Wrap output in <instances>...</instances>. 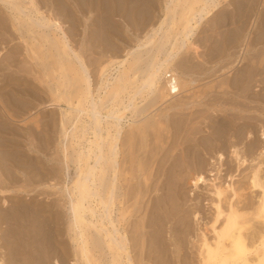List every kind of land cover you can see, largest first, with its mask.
Segmentation results:
<instances>
[{"label": "bare ground", "instance_id": "bare-ground-1", "mask_svg": "<svg viewBox=\"0 0 264 264\" xmlns=\"http://www.w3.org/2000/svg\"><path fill=\"white\" fill-rule=\"evenodd\" d=\"M71 1L77 7H79L78 4L86 6L89 11L92 10L94 3L97 1V9L102 10V14L107 17L108 15L113 16L127 10L129 11L131 8L130 5H133L132 1L134 0ZM147 1H144V3ZM141 2L140 0L138 1L139 6ZM245 2L247 0H244ZM248 2L250 4V1ZM0 3L3 6H1L2 11H0V30L2 29L9 33H12L10 31L17 32L18 38L16 37V39H19L23 43L21 44L22 46L24 45V49H20L23 53L17 50V48L15 50L11 48L13 51L9 56L3 58V60L0 57L1 61L4 62L0 64V71L3 72L2 83L0 80V134L2 132L9 136H16L18 130L14 128L16 126L15 124L23 123L22 125L25 126L23 128H26L25 130L28 132V136L31 134L37 138V134H35L36 132L34 133L32 126L35 129L40 128L39 118L37 119L36 115L35 117H28L30 114L27 116L28 118H23L24 115L21 114L23 115L21 116L18 110H24L23 108L27 110V107L31 106V100H27L25 97L31 98L32 102H34L39 101L41 98L40 94L38 91H35L34 87L29 92L30 83L26 79L23 80L24 78L20 79V76H17L16 72L14 73L10 69L14 67V62L18 55L22 57L27 55L26 59L29 57L32 61L36 62L34 66L37 67H40V65L44 67V61L47 57L53 60V63L51 61V75H46L45 73L44 77L47 81L44 78L43 83L49 92V105L55 106L59 110L60 143H62L60 149L61 158L59 161L62 170V181L58 184V187L57 184L55 186L54 183L48 181L50 183L46 187L53 189L54 195L58 193L59 197L64 200V205L68 213L66 233L69 235V244L72 248L73 257L71 264H137L138 262L136 263L134 261L133 253L139 246H144L141 250L145 253L147 252L149 257L153 258L154 264H162L164 258L172 257L171 254H168L170 248L164 237L165 227H167L165 225H168L167 223L174 219V224L170 227L172 235H174L172 237H177L176 241L181 242L180 235L185 232L184 226L187 224L190 213L192 219H194L192 221L199 224L191 241V243L193 242L191 247L195 248L193 249L195 250L193 254L195 256L193 258L195 257L196 264H264V56L260 59V55L262 57V54H264L262 51L257 52L256 57H252L253 59L259 57V59L257 60V64L255 63V66L254 64L250 66L247 72L248 74L246 73L248 68L245 67L247 68L244 70L246 76L242 72L241 74L243 76H235L236 78H232V81L228 79L229 82L225 86L230 89L228 92H231V95L235 97L232 98L230 95L231 99L223 100L224 104H220L225 105L226 103V106L230 108L216 107L218 109H214L208 107L205 100L207 102L209 100L207 98L205 99V96H201L203 92L201 94V92L195 93L192 91L194 93H191V96L186 98L185 101L168 103L164 111L171 110L174 112L171 119L168 118L166 112L163 113L164 115L159 114L162 116L163 122L159 119L155 120L154 118V125L153 120L149 119L145 124L137 128L138 133L141 134V138L140 145L137 143L139 145V149H137L139 154L136 157H134L136 153L133 149L130 152L128 150V153L121 150L125 145L123 144L122 127L120 124L127 112L131 118L142 116L156 104H165L172 98L180 95L183 91H191L195 87L193 77L189 75L184 77L185 75H180L175 70V62L183 52L191 49L194 42L193 38L200 22L204 18L214 15L215 11L218 10L219 0H165L163 5L159 6L162 18L155 25H149L141 37L138 35L140 38L135 44L133 43V46L131 44V47L123 51L124 55L122 56L124 57L122 59L118 58L120 57V53L117 54L118 57L115 56L116 54L113 56L111 54L109 56L110 58H107L105 62L103 61L104 63L100 62L102 64H98V73L96 72L98 80L94 88L93 84L95 83L90 80L91 77L89 78L87 74L89 70L84 65L85 62L76 53L77 50L75 51V48L72 49L71 47L72 37L70 36V32L72 29L70 28L71 31L68 29L70 39L67 33L68 31L66 32L62 24L63 21L65 22L63 20L65 17L63 19L60 18L61 21L59 17L57 18L55 16L56 14L54 15L55 12H52L54 10L59 12L60 9V12H63L65 15H71L70 11H74L71 9L68 0H51V12H47L46 14L44 10H41L38 0H0ZM104 3H107L108 8L105 7ZM138 8L140 9L142 7ZM80 9L78 11L82 12V9ZM139 9L132 6L130 12L134 14ZM146 10L148 13L149 8ZM83 11L87 13L86 10L83 9ZM240 12L242 10H239V14ZM127 13L130 16V13ZM244 13H241L242 16ZM3 14L7 17L2 16ZM102 14L99 16L101 17ZM148 14L144 12L143 15L148 17ZM61 15L63 14L61 13ZM123 15L122 17H124ZM140 15L142 17V14ZM247 15L246 13L244 16ZM249 15L251 14L249 13ZM110 18H106L107 23L106 20L104 21V24H106L105 27L102 26L104 27L103 30L105 31L106 25H108L107 28H111L109 33L111 32L114 35L118 33L120 36V32L122 34V31H117L120 27L116 24L118 28L114 26L116 22H109ZM71 19L73 20V18ZM104 19H101L100 23ZM90 20L92 19L90 18ZM261 20H263L259 27H262L259 29L261 30V34H257L258 38H253L257 42H259V39L264 41V18ZM242 22L239 25L242 24L243 28L240 27L244 29ZM240 27L238 29L239 32L237 31L236 33L240 34ZM88 28L89 33H92L90 27ZM96 28L100 29L98 26ZM96 31L95 29L93 34ZM98 33V39H103V37H100V31ZM257 33L259 32L257 31ZM97 34H94V36ZM227 34H230V32ZM227 34L225 35V40ZM91 35H87V38L88 36L91 37ZM103 35L105 34L103 33ZM15 36L13 33L12 37L15 38ZM109 38L106 36L105 39L109 40ZM229 39L230 37H227V40ZM88 40L91 39L88 38ZM230 40L227 42L234 43ZM128 42L125 44L127 45ZM227 42L226 44H228ZM257 42L255 41V44ZM4 43L7 44V42ZM251 44L253 45L254 43ZM127 46H129V43ZM195 49L197 50L196 47ZM107 51L109 52L108 49ZM211 51L213 54V50ZM15 55L17 56L16 58H14ZM209 56L212 57L210 54ZM214 57L215 55L212 58ZM19 61L16 60L17 63ZM182 62H176L181 64L180 68L184 66ZM30 66L32 65H28V67ZM21 67L20 70L18 69L19 71L22 70ZM191 67L194 66L191 65L190 70L192 69ZM197 68L199 70L200 67L197 66L193 70ZM28 69L30 71L31 68ZM177 69H179V66ZM185 70L187 72L189 66L188 69L186 66L183 71ZM201 72L202 70L199 73ZM49 80L51 81V86L48 84ZM221 85H224V83ZM211 86H205L207 88L203 87V89L213 91ZM217 87L219 88V86ZM220 87L223 88V86ZM44 89L46 91L45 87ZM220 90L221 88H219ZM221 91L224 93L223 89ZM214 98L215 96L211 100L213 99L214 101H212L216 104L215 102L219 98ZM237 98H240L246 103L239 102ZM34 104L36 105V103ZM204 107L208 108L205 109ZM189 113L198 115H192L190 118L183 115L187 114L189 116ZM52 114L51 116L53 117ZM181 114L187 118L185 121L183 120L184 123L187 122L188 124V122L192 123L194 121H196L195 125L201 123L207 129L206 131L209 132L211 130L210 134L207 136L203 135L202 137L198 135L200 137L198 138L195 134L202 132L200 130L203 128L199 124L201 129L199 128L197 130L193 126V123L192 126L195 131L192 129L190 131L191 133H188L189 129H184L188 125L184 124L185 127L180 126L184 129L182 132V128L176 126L177 122L183 118L181 117L179 119L177 117L179 120L176 121V115L181 116ZM220 114L222 115L219 116ZM159 115H157V118ZM174 115L176 122H171L172 126L170 129L173 128L170 131L173 132H171L172 134L169 133L171 139L175 142L174 147H165L167 150L169 149L166 153L167 155L165 154V158L161 157L163 158L162 160L156 158L158 161L154 164L155 160L149 161L152 158L155 159L157 155L152 149L153 146L152 148L149 145V147L147 146L153 151L152 156L150 154V156L147 155L151 158L145 155L147 152L145 146L146 130L149 126L153 125L156 127V131L161 127L167 130V124L171 120H174ZM253 121L256 123H253ZM51 124L53 123L51 122ZM132 125L133 123L131 122L130 124L129 122L128 126L132 127ZM177 125L179 126V124ZM38 129L35 131L41 137ZM132 132L127 134L125 141L129 145L135 140V135ZM90 134L92 135V140L88 139ZM9 136L7 137L9 138ZM1 137L3 138V136ZM1 137L0 147H4L1 143L4 138L2 139ZM165 138L167 137L165 136ZM165 138H161V140H165ZM41 139L43 137L38 138L39 142ZM15 140L14 142L18 141ZM170 140L168 139V141ZM83 143H86L85 148L83 147ZM5 147L6 149H0V226L1 224H6V228L4 230L0 229L2 231L1 234L3 233L2 236L0 234V239H4L5 244L10 245L7 248L12 255L15 252V245H17V241L11 240L12 238L16 239L12 225L18 223L17 226L25 231V234L19 236L20 239L22 241L28 240L32 244H39L40 256L38 259L40 262L37 264H47L45 258L48 253L55 254L58 249V243H56V236L54 234L55 230L50 227L53 217L56 219L58 216L52 212L49 206L45 207L40 205L38 210L35 207H17L19 204L15 202L16 197H9L8 194H5L12 192L15 195L17 191L20 193L25 191L24 187H22L24 189H18L17 191L11 188L12 183L14 181L16 182L15 170L21 171L25 184L33 182L34 179L32 180L30 176L32 173H35L34 176L38 177V181H40L42 179L40 165L32 162L26 156L24 157L23 154L25 155L26 152H19L20 150L17 144L9 142L8 146ZM131 148L134 147L132 146ZM173 151H177V154L172 155ZM189 157L192 159L190 162L188 161ZM27 161L30 164H27ZM69 162L75 166V176L71 181L68 174ZM132 163L134 167H132ZM127 164L130 165L128 169L126 168ZM184 164H191L195 169L194 171L191 170L193 173H191L188 180L193 188V190L190 189L192 193L188 192L189 199L187 201L190 202L189 210L188 207L186 208V204L181 196L180 175L187 168L184 169ZM154 165L155 167L153 168ZM152 193H159V195L156 194L155 199L151 197L152 199L150 198L151 200L148 202L149 205L144 206L142 202L144 197ZM139 215H143V219L137 220L140 217ZM141 228L143 231H141ZM182 245L180 243L179 249ZM179 249L178 251H181ZM44 251L46 253L45 257L43 256ZM178 251L177 253H179ZM137 253L139 254V251ZM145 253L143 254V258L145 257ZM134 254L136 255V253ZM136 258H138V255ZM143 258L141 257V259ZM181 258L182 256L179 258L182 261ZM180 260L179 263H181ZM0 264H7L6 260L0 258ZM53 264H58V262L54 261Z\"/></svg>", "mask_w": 264, "mask_h": 264}, {"label": "rangeland", "instance_id": "rangeland-1", "mask_svg": "<svg viewBox=\"0 0 264 264\" xmlns=\"http://www.w3.org/2000/svg\"><path fill=\"white\" fill-rule=\"evenodd\" d=\"M23 1V0H22ZM44 1V2H43ZM43 1H40V0H38V3H39V6L41 7V10H44V13L46 14L47 12H51V0H49V2H48V0H43ZM69 1V3H70V6H71V9H73V11L74 12H72V11H70V14L71 15H65L63 12H60V9H59V12L58 11H56V10H54V11H52V12H55L54 13V15L55 16H57V18L59 17V19L61 18V19H63L64 17L66 18H64L63 20H65V24L62 22V24H63V27H64V29L66 30V32L68 33V36H69V30L71 31V29H72V31L70 32L71 34H70V36L72 37V39H71V37H70V39H71V47H72V49H74L75 51H76V53H78L81 57H82V60H83V62H85V66H87V69L90 71H88V76H89V78H90V80H92V82L93 83H95V84H93V88L96 86V82H97V80H98V75H96L98 72V69H99V65L100 64H102V63H104L105 61H106V59L107 58H110L109 56L111 55V56H113V55H115V56H117L118 57V55L117 54H119L120 55V57H118L119 59L121 58H123L124 56H122V55H124L123 53V51L124 50H127V48L128 47H131L130 45L132 44V46L135 44V42L141 37V35H143L144 34V32L148 29V27H149V25H155V23H158V21L162 18V15H161V10H160V7L159 6H161V5H163V3L165 2V0H144V1H147L146 3H144V1L143 0H140V2L141 1H143V2H141L140 3V6H139V4H138V1L137 0H134V1H132L133 2V5H130V10L128 11H125V12H122V13H119V14H115V15H113V16H111V15H108L107 17H106V15H104V14H102V10H100V9H97V6H98V4H97V1H96V3H94V7L92 8V10H88L87 9V7L86 6H82V5H79L78 4V6L79 7H77L75 4H73L72 3V1L71 0H68ZM71 1V2H70ZM137 1V2H136ZM151 1V2H150ZM228 1H229V4H228ZM246 1V0H245ZM248 1H250V4H249V2ZM42 2V3H41ZM46 2V3H45ZM95 2V1H94ZM219 5H218V10H216L215 11V13H214V15H211V16H209V17H207V18H204L201 22H200V25H199V27H198V29H197V31H196V34H195V36H194V38H193V46L191 47V49H188V51H186V52H183L179 57L181 58V60H180V58L178 57V59L176 60V62L178 61V62H182V61H184V62H182L183 63V65L184 66H182L181 68H180V65L181 64H179V63H176L175 62V66H174V68H175V70L180 74V75H185L184 77H186V76H190V77H193V79L195 80V87L194 88H192L191 89V91L189 90V91H186V92H182L180 95H178V96H176V97H174V98H172L170 101H168L167 103H165V104H162L161 105V103H158V104H156L154 107H152L147 113H145L144 115H142V116H139V117H133V118H131L130 117V114L127 112V114H126V116L122 119V121H121V127H122V138H123V144L125 145V146H123L122 148L123 149H121L122 151H125L126 153H128V150H129V152L130 151H132V149L135 151V155H134V157H136L137 156V154H139L138 153V150L137 149H139V145H140V138H141V134L140 133H138V131H137V128H139V127H141L143 124H145L149 119H152L153 120V124L155 125V121H154V118H155V120L156 119H159L160 121H162L163 122V119H162V116H160V115H164L163 113H166L167 112V115H168V118L169 119H171V116H172V114L174 113L173 111H164V109H166L167 108V105H168V103H170V102H181V101H185L186 100V98H188V97H190L191 95V93L193 94L194 92L196 93H200L201 92V94H202V92H203V94L205 93V91H207L208 89H203V87L204 88H207L208 86H211V89L213 90V91H209L208 90V92H206L205 93V95H201L202 97L203 96H205V99L207 98V100H209L208 102L205 100V102H206V104H208L207 106L208 107H212V108H214V109H218V108H220V107H226V109L227 108H230V107H228V106H226V103H225V105H223L224 104V101L223 100H228V99H231V97L232 98H234L235 96H232L231 95V92H228V91H230V89H228L225 85H227V83L229 82V80H233L232 78H234L235 76L237 77V76H239L240 75V77L241 76H243V74H241L242 72L243 73H245L244 72V70H246L247 68V70H246V73L248 72V70H249V68H250V66L251 65H253L254 64V66H255V63L257 64V60L259 59V57H257V58H255V59H253L254 57H256V53L258 52L259 53V51H262L263 53H264V45H263V43H264V41L262 40H260L259 39V42H257V40H254V39H256V37L259 35V34H261V30H259V29H261V28H259L260 26H261V24H262V22L261 21H263V20H261V19H263L264 18V0H247V2H245L244 3V0H235V1H232V0H219ZM241 2H242V4H245V5H242L241 4ZM254 2V3H253ZM237 3V4H236ZM44 4V5H43ZM55 4V3H54ZM97 4V5H96ZM105 4V7L106 8H108V5H106L107 3H104ZM144 4V5H143ZM239 4H240V6H239ZM247 4H249V5H247ZM256 4V5H255ZM56 5H58L57 3H56ZM142 5V6H141ZM147 5V6H146ZM152 5V6H151ZM252 5H254V6H252ZM2 6V4L0 3V7ZM48 6H50V7H48ZM82 6V7H81ZM96 6V7H95ZM110 6V5H109ZM132 6L134 7V8H137V9H139L138 7H142V8H140V9H142L141 11L143 12H146V14H148L151 10V12L147 15L148 17H146L145 15H143L144 14V12L142 13L141 11V13L140 12H137V11H139V10H137L134 14H131V9H132ZM235 6H237V7H235ZM239 6V7H238ZM244 6H246V7H244ZM254 8V10H253V8ZM3 7V6H2ZM2 7H1V9H0V11H2ZM74 7V8H73ZM111 7H113V5H111ZM144 7H146L145 9H144ZM234 7H235V9H234ZM242 7H243V9H242ZM43 8V9H42ZM79 8H81L82 9V12H80V11H78V9ZM129 8V7H128ZM127 8V9H128ZM149 8V10H148V13H147V10L146 9H148ZM238 8H239V10L241 11L242 10V12H240V14H239V10H238ZM241 8V9H240ZM80 9V10H81ZM83 9L84 10H86V12L87 13H85V11H83ZM95 9V10H94ZM49 10V11H48ZM76 10V11H75ZM94 10V11H93ZM244 10H246L245 11V13H244ZM46 11V12H45ZM92 11V12H91ZM98 11H99V14L97 15V13H98ZM101 11V12H100ZM248 11H249V13L251 14V15H249V13H248ZM59 14H58V13ZM76 12V13H75ZM127 12H129L130 13V16H128L127 14ZM256 12V13H255ZM61 13L63 14V15H61ZM82 13H84V14H82ZM96 13V14H95ZM102 14V16L101 17H103V18H101L99 15H101ZM125 13V14H124ZM136 13H137V15H136ZM138 13H139V15H138ZM241 13H244L243 14V16H242V14ZM246 13L248 14L247 16H244V15H246ZM261 13V14H260ZM263 13V14H262ZM72 14H75V15H73L74 17H75V19H74V17L72 16ZM87 14V15H86ZM124 14V15H123ZM140 14H142V17H140L141 15ZM59 15V16H58ZM82 15V16H81ZM84 15V16H83ZM86 15V16H85ZM95 15V16H94ZM122 15L124 16V17H122ZM128 16V17H126V16ZM240 15H241V17H240ZM263 15V16H262ZM2 16H4V17H7L5 14H3ZM61 16V17H60ZM70 16H72L71 18H73V20L70 18ZM96 16H98V17H96ZM105 16V17H104ZM116 16V17H115ZM135 16V17H134ZM241 18V20L243 21H241L240 20V18ZM262 18H261V17ZM84 17V18H83ZM87 17V18H86ZM94 17H96V18H98V19H96V18H94ZM108 17L110 18V20H109V22L110 21H112L111 23H114V22H116V23H114V26L116 27V25H118L119 27H120V29L118 28V27H116V28H118L117 29V31L118 30H120V31H122V34H121V32H120V36L118 35V33L116 34L115 33V35L114 34H112L111 32L109 33V30L111 31V28L110 29H108L107 27H108V25H106V28H105V31H106V29H108L106 32L103 30L104 29V27H105V24L107 23V19H108ZM114 17V18H113ZM134 17V18H133ZM146 17V18H145ZM86 18V19H85ZM90 18L92 19V20H90ZM105 18V19H104ZM107 18V19H106ZM122 18V19H121ZM131 18V19H130ZM245 18V19H244ZM60 19V20H61ZM71 19V21H69ZM96 19V20H95ZM101 19H104V20H102V22H103V24H104V21L106 20V23L103 25L102 24V22L100 23V21H101ZM111 19H113V20H111ZM147 19H149L148 21H146ZM244 19V20H243ZM247 19V20H246ZM69 21V22H67V21ZM75 20V21H74ZM94 20V21H93ZM115 20V21H114ZM62 21V20H61ZM77 21V22H76ZM91 21H93V22H91ZM219 21V22H218ZM240 21V22H239ZM245 21V22H244ZM247 21V22H246ZM259 21V22H258ZM215 22V23H214ZM219 24H218V23ZM243 23L244 24V29H241V27H242V24L241 25H239L240 23ZM67 23H68V25H67ZM72 23H74V24H72ZM93 25H92V24ZM110 23V24H111ZM259 23H260V25H259ZM7 24L9 25V23H8V21H7ZM78 24V25H77ZM87 24H89V25H87ZM116 24V25H115ZM129 24V25H128ZM216 24H218L217 26H216ZM74 25V26H73ZM78 27H77V26ZM131 25H133V26H131ZM67 28H66V27ZM73 28H72V27ZM76 26V27H75ZM98 26V28H100V29H97L96 27ZM102 26H104V27H102ZM129 26V27H128ZM237 26H241L240 27V29H241V31H240V34L239 33H236L237 31H238V29H239V27L237 28ZM88 27H90V31L92 30V33H89V31L87 30V28ZM110 27V26H109ZM71 28V29H70ZM93 28V29H92ZM130 28V29H129ZM243 28V27H242ZM69 29V30H68ZM89 29V28H88ZM95 29L97 30L96 32H94V34H97L99 31H100V33H101V36L100 37H103V39L102 38H99L98 39V37H99V35L97 36V35H95L94 36V34H93V31H95ZM102 29V30H101ZM75 30V31H74ZM1 31V33H0V43H2V44H0L1 46H0V48H2V49H0V50H2V51H0V57L2 58V60H3V58H6L7 56H9L10 55V53H12V51H13V49L11 50V48H14V50H15V48H17V50H20V49H24L23 47H24V45L22 46L21 44H23L19 39L17 40L16 39V37L18 38V33L16 32L15 33V31H10V32H12V33H9V32H5L4 30H0ZM5 33H4V32ZM132 31V32H131ZM235 31V32H234ZM257 31L259 32V33H257ZM87 32V33H86ZM119 32V31H118ZM131 32V33H130ZM136 32V33H135ZM228 32H230V34H227ZM239 32V31H238ZM4 35H3V34ZM13 33H14V36H15V38L14 37H12L13 36ZM89 33V34H88ZM105 34V35H103L102 36V34ZM134 35H133V34ZM235 33V35H233ZM10 34V35H9ZM12 34V35H11ZM93 36H92V35ZM107 34V35H106ZM227 34V36H226V40H225V35ZM239 34V35H238ZM258 34V35H257ZM7 35H9V36H7ZM86 35V36H85ZM87 35H91V37L90 36H88V38L89 39H91V40H88V38H87ZM112 35H114L113 37H112ZM119 37H118V36ZM140 37H139V36ZM231 35H233V36H231ZM2 36V37H1ZM96 36H97V38H96ZM106 36H107V38H109V40H110V42H108L109 40L108 39H105L106 38ZM109 36V37H108ZM124 36V37H123ZM125 36H127V37H125ZM236 36V37H235ZM246 36V37H245ZM6 37V39H4ZM93 37H94V39H93ZM116 37V38H115ZM227 37L229 38L230 37V39L234 42V43H228L227 41H229V40H227ZM10 38V39H9ZM84 38H85V40H84ZM118 38V39H117ZM125 38V39H124ZM126 38H127V40L129 41H127L126 40ZM254 38V39H253ZM258 38V37H257ZM1 39H3L4 40V42H7V44L6 43H4L3 42V40H1ZM12 39V40H11ZM102 39V40H101ZM224 39V40H223ZM93 40H95V41H93ZM104 40H105V42H104ZM108 40V41H107ZM121 40V41H120ZM123 40H124V43H123ZM134 40V41H133ZM230 40V41H231ZM244 42H243V41ZM252 42H251V41ZM254 40V41H253ZM9 41V42H8ZM84 41V42H83ZM90 41H92V42H90ZM99 43H98V42ZM131 41V42H130ZM133 41V42H132ZM224 41H225V43H224ZM254 43L253 45L250 43ZM255 41L258 43H256L255 44ZM88 42V43H87ZM126 42H128L129 43V46H127L128 45V43H127V45L125 44ZM214 42H216V43H214ZM226 42L228 43V44H226ZM247 42H249L248 44H247ZM6 44V45H4V44ZM112 45H111V44ZM134 43V44H133ZM242 45H241V44ZM90 44V45H89ZM107 44V45H106ZM115 44V45H114ZM226 44V45H225ZM250 44V45H249ZM3 45V46H2ZM92 45V46H91ZM111 47H110V46ZM239 45H240V47H239ZM246 45V46H245ZM248 45V46H247ZM260 45V46H259ZM6 46H7V48H6ZM123 46V47H122ZM109 47H110V49H109ZM119 47V49H121L120 51H118L119 49H117ZM122 47V48H121ZM125 47V48H124ZM193 47H194V49H193ZM195 47L197 48V50L195 49ZM9 48H10V51H9ZM77 48V49H76ZM113 50H112V49ZM219 48V49H218ZM107 49L109 50V52H110V54H109V52L107 51ZM215 49V50H214ZM218 49V50H217ZM241 49V50H240ZM260 49V50H259ZM263 49V50H262ZM44 50V49H43ZM113 51V52H111V51ZM115 50V51H114ZM211 50H213V54L215 55V57L214 58H212L214 55L212 54V51ZM245 50V51H244ZM21 52H22V50H20ZM118 51V52H117ZM122 51V52H121ZM197 51V52H196ZM214 51H215V53H214ZM219 51V52H218ZM5 52V53H4ZM8 52V53H7ZM114 52H116V53H114ZM209 52H211V53H209ZM261 52V53H262ZM23 53V52H22ZM5 56H3V55ZM82 54V55H81ZM186 54V55H185ZM209 54L212 56V57H210L209 56ZM218 54V55H217ZM222 55V56H221ZM3 56V57H2ZM12 56H13V54H12ZM23 56H25V55H23ZM27 56V55H26ZM26 56L25 57H22L21 55H18V57L19 58H21V59H19L16 55H15V57L14 58H16L15 59V62H14V67L13 68H11L10 70L12 71V72H16V75L17 76H20L19 78L20 79H23V80H25L26 79V81L28 82V83H30V86H29V92H30V90L31 89H33V87L35 88V91L37 92L38 91V93L40 94V97L42 98V97H44V98H40L39 99V101H34V102H32V99L31 98H28V97H25V98H27V100H31V106L34 104V103H36V105L34 104L32 107L30 106V107H27L28 109L27 110H25L26 108H23L24 110H18V112H20V115L21 114H23V115H21V116H23V118H26L29 114H30V116H28V117H35V115H36V118L39 120V122H40V128L38 129V128H34L33 126H32V128H33V131H34V133L35 134H37V138H35V137H33V135H29L28 136V132L25 130L26 128H23V127H25L24 125H22L23 123H18V122H16V123H18V124H15L16 126H14V128H16L18 131H17V135L16 136H9V135H6V134H4V133H2L1 132V134H0V137L1 136H3V140L1 141V143L4 145V147H0V149H6V147L5 146H8V144H9V142H12V143H15V144H17V146H18V149L20 150L19 152H21V153H24V152H26V154L24 155L23 154V156L25 157H27L28 159H30V160H32V162H34V163H36V164H38V165H40V174H41V176H42V179L40 180V181H38V177H35L34 175H35V173H32V174H30V176H31V178H32V180H33V182H30L29 184H25L24 183V178L22 177V174H21V171L20 170H15V174H16V177H15V179H16V182L14 183H12L13 185H11V188H13L14 190H18V189H24L25 191H27V192H16V194L15 195H13V193L12 192H9V193H5V194H8L9 195V197H11V196H14V197H16V199H15V202H16V204H19L17 207H20V206H25V207H29V208H33V207H35V209H39L40 207V205L41 206H49L50 207V209L52 210V212L54 213V214H56L57 216H58V218H54L53 217V219H52V222L50 223V227H52V228H54L53 230H57V232H55L54 231V234H55V240H56V243H58L57 244V246H58V249H57V251L55 252V254H52L51 252H49L48 253V255H47V257L45 258V262L47 263V264H53L54 263V261H57L58 262V264H71L72 263V261H71V259L73 258L72 257V248H71V246H70V244H69V238H68V234L66 233V228H67V224H68V213H67V210H66V208H65V205H64V200L62 199V198H60L59 197V194L58 193H56L55 195H54V190L53 189H51L50 187H46L47 185H48V183H54V185L56 186V184H57V187H58V184L59 183H61V181H62V170H61V165H60V158H61V154H60V149H61V145H62V143H60V139H61V131H60V127H59V115H58V108L57 107H55V106H50L49 105V103H48V98H49V92H48V90H47V87L45 86V84L43 83L44 82V74L46 73V75H51L50 73H51V68H52V63H53V60H52V58H46V60L44 61L45 63V65H44V67L43 66H41L40 65V67H37V66H34V65H36L35 63L36 62H34V61H32L29 57H27V59H26ZM221 56V57H220ZM263 56H264V54H262V57H261V55H260V59L261 58H263ZM253 57V58H252ZM84 58V59H83ZM230 58V59H229ZM21 60V61H19V60ZM28 60V61H26V60ZM184 59V60H183ZM241 59H243V61H241ZM16 60L17 61H19V63H17L16 62ZM234 60V61H233ZM240 60V61H239ZM0 61H1V59H0ZM32 61V62H31ZM51 61H52V63H51ZM104 61V62H103ZM205 61V62H204ZM2 62L3 61H1L0 62V64H2ZM21 62V63H20ZM100 62H102V63H100ZM4 63V62H3ZM17 63V64H16ZM16 64V65H15ZM27 64V65H26ZM99 64V65H98ZM177 64H179L178 66H179V69H177L178 68V66H177ZM186 64V65H185ZM188 64V65H187ZM20 65V66H19ZM28 65H32V66H30V67H28ZM194 66V67H191L192 69V71L190 70V66ZM15 66H18V67H15ZM21 66H23V67H21ZM24 66H25V68H24ZM51 66V67H50ZM187 66V69H188V66H189V70L187 71V72H189V73H187L186 72V70L185 71H183L184 70V68ZM197 66H199L200 68H199V70H198V68L196 69V70H193V69H195ZM249 66V67H248ZM20 67H21V69L23 70V68H24V70L22 71H19L20 70ZM37 69H36V68ZM177 67V68H176ZM213 67V68H212ZM245 67H247V68H245ZM16 68V69H15ZM28 68H31L30 69V71H29V69ZM182 68H183V70H182ZM245 68V69H244ZM19 69V70H18ZM231 69V70H230ZM17 70V71H16ZM29 72H27V71ZM33 70V72H31ZM36 70V71H35ZM182 70V71H181ZM202 70V72L201 73H199L200 71ZM27 73H26V72ZM44 71V72H43ZM180 71V72H179ZM233 71H234V73H233ZM240 72V74H239V72ZM6 72V71H5ZM25 72V73H24ZM31 72V73H30ZM37 72V73H36ZM97 72V73H96ZM192 72V73H191ZM237 73V75H236V73ZM2 73L3 72H1L0 71V80H1V83H2ZM40 73V74H39ZM42 73V74H41ZM246 73H245V75L244 76H246ZM32 74V75H31ZM35 74V75H34ZM90 74V75H89ZM248 74V73H247ZM16 75L14 74V76L16 77ZM38 75V76H37ZM193 75V76H192ZM232 75H234V76H232ZM38 77V78H37ZM183 77V76H182ZM231 77V78H230ZM235 77V78H236ZM34 78H36V79H34ZM40 78V79H39ZM234 78V79H235ZM259 78V77H258ZM229 79V80H228ZM257 79V78H256ZM39 80H41L40 82H39ZM226 80H228L227 82H226ZM45 81H47V79L45 78ZM224 81V82H223ZM39 82V83H38ZM222 82V83H221ZM42 83V84H41ZM224 83V85H221V84H223ZM49 86H51L52 84H51V81L49 80ZM44 85V86H43ZM215 85V86H214ZM205 86H207V87H205ZM217 86H219V88H221V90L223 89L224 90V93H222L223 91H219V88L217 87ZM220 86H223V88L222 87H220ZM30 87H32V88H30ZM37 87V88H36ZM44 87L46 88V91H45V89H44ZM216 89H215V88ZM224 87H225V89H226V91H225V89H224ZM38 88H40V89H38ZM255 88V87H254ZM203 89V90H202ZM39 90H40V92H39ZM197 90V91H196ZM202 90V91H201ZM217 90V91H219V92H215V91ZM254 90V89H253ZM192 91H194V92H192ZM44 92V93H43ZM189 92V93H188ZM210 93H211V95H210ZM227 93V94H226ZM46 94V95H45ZM218 95H219V97H218ZM230 95H231V97H230ZM48 96V97H47ZM208 96H210L209 98H208ZM215 96V98L214 99H216V98H219V99H217V102H215L216 104H214V100L212 101L211 100V98H213V97ZM217 96V97H216ZM221 96V97H220ZM225 98H224V97ZM221 98H222V100H221ZM44 99V100H43ZM237 100L239 101V102H242V103H246L245 101H242L240 98L238 99L237 98ZM40 101H41V103H40ZM46 101V102H45ZM223 101V102H222ZM39 103V104H38ZM48 103V104H47ZM211 105H210V104ZM220 103H223V104H220ZM214 104V105H213ZM228 104V103H227ZM213 105V106H212ZM217 105V106H216ZM49 106V107H48ZM34 107V108H33ZM208 107H204L205 109H207ZM216 107H218V108H216ZM30 108V109H29ZM33 108V109H32ZM32 109V110H31ZM198 109V108H197ZM22 111V112H21ZM24 111H26V112H24ZM57 114H56V113ZM209 112H212V111H209ZM25 113V114H24ZM52 113H54V114H52ZM162 113V114H161ZM49 114V115H48ZM51 114L53 115V117L51 116ZM56 114V115H55ZM156 114V115H155ZM160 114V115H159ZM157 115H159V117L157 118ZM184 116H186L187 118H190V117H192V115H198V114H190L189 113V116L186 114H183ZM222 114H220L219 116H221ZM184 116H182V114H181V116L180 115H176V119H177V117H179V119L181 118V117H183V118H181L180 120L179 119H175V115H174V120H171L170 122H168L169 124H167V130H164L162 127L160 128V129H158V131H156L155 130V126L153 125V126H149L148 128H147V130H146V135H145V146H146V150H147V152H146V156L147 155H151L152 156V152L154 151V153L156 152L157 153V155L155 156V159L154 158H152V159H150L149 161H154L155 160V162H154V164L158 161L157 159H159V160H162L163 158H165V154L168 152V150H167V148H172V147H174V143L175 142H173V139H171V135L170 134H172L171 132H173V131H170L171 129H170V127L172 126L171 125V122L172 121H178L177 122V124H179V126L176 124V126L177 127H180V126H183V127H185V125H188V126H186L184 129H186V130H188V133H191L190 131L193 129V131H195L194 130V127H195V129H199L200 127H199V124L201 125V123H199V124H197V125H195L196 123V121H194V122H192V123H189L188 122V124H187V122L186 123H184L183 122V120L185 121L187 118L186 117H184ZM226 116V115H225ZM27 117V118H28ZM47 117H50V118H48L47 119ZM149 117V118H148ZM152 117V118H151ZM52 118V120H50ZM55 119V120H54ZM48 120V121H47ZM182 120V121H181ZM227 120V119H226ZM229 120H230V118H229ZM54 121H55V124H54ZM144 121V122H143ZM175 121V122H176ZM197 121H199V120H197ZM46 122H47V125H46ZM51 122L54 124H51ZM129 122H130V124H131V122L133 123V125H132V127L131 126H128V124H129ZM182 122V123H181ZM200 122V121H199ZM43 123V124H42ZM57 123V124H56ZM198 123V122H197ZM253 123H256V122H254L253 121ZM50 124H51V126H50ZM185 124V125H184ZM56 125V126H55ZM189 125H190V127H191V129H190V127H189ZM194 127H193V126ZM41 126H43V127H41ZM169 126V127H168ZM175 125H174V127H176ZM204 125L202 124L201 125V128H203V129H205V131H203V129H201L200 131H202V132H199L198 134H195L197 137H198V135L200 136V137H202L203 135L205 136H207V135H209L210 134V131L211 130H209V132L208 131H206L207 129L206 128H204L203 127ZM20 127V128H19ZM45 127V128H44ZM48 127H50V128H48ZM56 127V128H55ZM131 127V128H130ZM183 127H180V128H182V132L184 131V129H183ZM193 127V128H192ZM42 128V129H41ZM58 128H59V130H58ZM150 128V129H149ZM21 129V130H20ZM23 129V130H22ZM38 129V131H40V136L41 137H43V139H41V141L39 142V140H38V138H41V137H39V135H38V132L37 131H35V130H37ZM130 129V130H129ZM132 129H133V132H132ZM162 129H163V131H162ZM128 130V131H127ZM160 130V131H159ZM25 131V132H24ZM15 132H16V130H15ZM20 132V133H19ZM128 132V133H127ZM129 132H132L135 136H134V139L136 140L137 139V141H135V140H133L132 141V144H127V143H125V141H126V139H127V134H129ZM135 132V133H134ZM20 135H19V134ZM43 133V134H42ZM148 133V134H147ZM170 133V134H169ZM22 134V135H21ZM159 134H161V135H159ZM168 134V135H167ZM27 135V137H25ZM48 135V136H47ZM137 135V136H136ZM149 136V138H148V136ZM156 135V136H155ZM158 135V136H157ZM7 136H9V138L12 140H10L8 137L6 138ZM18 136V137H17ZM22 136V137H21ZM34 138H32V137ZM160 136H163V137H160ZM165 136L167 137V138H165ZM194 136V135H193ZM126 137V138H125ZM139 137V138H138ZM152 137V138H151ZM160 137V138H159ZM190 137H192V136H190ZM200 137H198V138H200ZM161 138H165V140L164 139H162L161 140ZM15 141H17V142H14V140ZM38 141H37V140ZM88 139L89 140H92V135L90 134L89 136H88ZM153 141H152V140ZM168 139L170 140V141H168ZM155 140V141H154ZM161 140V141H160ZM4 141V142H3ZM20 141V142H19ZM45 141H47V142H45ZM8 142V143H7ZM136 142V143H135ZM156 142V143H155ZM7 143V144H6ZM21 143V144H20ZM137 143H139V145L137 144ZM169 143V144H168ZM18 144H20V145H18ZM137 144V145H136ZM159 144V145H158ZM39 145H40V147H39ZM63 145H64V143H63ZM129 145V146H128ZM151 146L150 148H152V146H153V151H151L152 149H150V148H148L149 146ZM164 145V146H163ZM85 146H86V143H83V147L85 148ZM134 147V148H131V147ZM148 146V147H147ZM163 146V147H162ZM168 146V147H167ZM125 147V148H124ZM159 147V148H158ZM165 147H167V148H165ZM129 148V149H128ZM125 149V150H124ZM131 149V150H130ZM136 149V150H135ZM160 149V150H159ZM127 150V151H126ZM164 150L166 151L165 153H164ZM149 152V153H148ZM177 152V151H176ZM175 151H173V153H172V155H175V154H177ZM126 153H124V154H126ZM159 154H160V156H159ZM164 154V155H163ZM149 155V156H150ZM167 155V154H166ZM169 155V154H168ZM132 156H133V154H132ZM140 156H142V155H140ZM149 156H147L148 158H151V157H149ZM161 157H163V158H161ZM157 158V159H156ZM190 158V157H189ZM188 158V161L190 162L192 159L190 158L189 159ZM138 159H140V157H138ZM137 159V160H138ZM69 161H70V159H69ZM136 161V160H135ZM138 161H140V160H138ZM188 162V163H189ZM27 164H30L29 163V161H27ZM71 164V165H70ZM190 167H189V166ZM42 166V167H41ZM127 167V169L130 167V165H126ZM132 167H134V165H133V163H132ZM155 167V165L153 166V168ZM187 167V168H186ZM186 168V169H185ZM74 169H75V166L72 164V163H70L69 162V172H68V174H69V178H70V181L71 180H73V178H74V176H75V171H74ZM184 169L186 170H183V172H181L182 174L180 175V178H181V196H182V198H183V200H184V203L186 204L185 206H186V208L188 207V210L190 209V202L189 201H187L189 198H188V194L191 192L190 191V189L191 190H193V188L191 187V185H190V182L188 181L189 180V178H190V175H191V173H193V171L195 170L194 169V167L191 165V164H184ZM191 170H193V171H191ZM43 172V173H42ZM187 173V174H186ZM43 174V175H42ZM48 175H50V176H48ZM18 177V178H17ZM128 177V176H127ZM36 178V179H35ZM47 178V179H46ZM53 178V179H52ZM48 179H50V180H48ZM51 179H52V181H51ZM186 179V180H185ZM45 180H47V181H45ZM54 180V181H53ZM48 181H50V182H48ZM187 181H188V183H187ZM157 182V181H156ZM158 182H159V180H158ZM38 183V184H37ZM45 183H47V184H45ZM24 184V185H23ZM14 186V187H13ZM20 188H19V187ZM22 187H24V188H22ZM32 187H33V189H32ZM27 189V190H26ZM189 192V193H188ZM192 193V192H191ZM152 194H153V196H152ZM152 194H149V195H147V196H145L144 197V199H143V205L144 206H146V205H149L148 204V202H149V200H151L152 198L153 199H155L156 197V194H158L159 195V193H152ZM1 197V196H0ZM149 197V198H148ZM152 197V198H151ZM155 197V198H154ZM7 198V197H6ZM151 198V199H150ZM1 199V198H0ZM148 199V200H147ZM185 200H186V202L188 203H186L185 202ZM18 201V202H17ZM253 201V200H252ZM14 202V203H15ZM60 202V203H59ZM58 203H59V205H58ZM63 203V204H62ZM60 206V207H59ZM49 207H47L48 209H49ZM46 211V210H45ZM40 212V211H39ZM140 217H138V219L137 220H141V218L143 219V215H139ZM204 216H205V214H204ZM191 220H190V219ZM204 219V218H203ZM192 220H194V219H192V216H191V213L188 215V220H187V224H188V222H189V224H188V226H187V224H186V226H184L185 228H184V231L186 232V234H185V232H184V234H182V235H180V239H181V242L180 241H176L177 239V237L176 238H173L174 237V235H172V231H171V225L173 226V224H174V219L173 220H170L167 224L168 225H165V226H167V227H165V233H164V237H165V241L167 242V244H169V248H170V251H169V255L171 254L172 255V257L171 256H169V257H166V258H164L163 260H162V264H196V260H195V257L193 258V256H195V255H193L194 254V251L195 250H193V249H195V248H193V247H191V244L193 243H191V241H192V238H193V236L195 235L194 233L197 231V229H198V227H199V224H197L195 221V223L192 221ZM201 221H203V220H201ZM205 221V220H204ZM17 224L18 223H16L15 225H12V227H13V229H14V231H15V237H16V239H14V238H12L11 240H14L16 243H17V245H15V249H14V253H12V255H11V252L8 250V246H10V245H8V244H5V241H4V239H0V258L1 259H4V260H6V263L7 264H37V263H39L40 262V260L38 259V257L40 256L39 254H40V248H39V244H32L30 241H22V239H20V235L21 234H25V231L24 230H22L21 228H19L18 226H17ZM202 226V225H201ZM141 227V226H140ZM6 228V224H1V226H0V229L1 230H4ZM0 230V234H1V231ZM141 231H143V229L141 228ZM22 232V233H21ZM17 233V234H16ZM3 234V233H2ZM2 234H1V236H2ZM185 235V236H184ZM0 236V237H1ZM173 236V237H172ZM184 238V239H183ZM173 239H174V241H173ZM19 241V242H18ZM181 243V245L183 244L184 245V247L182 248V246L180 247V249H179V246H180V243ZM60 243V244H59ZM177 243V244H176ZM193 245V244H192ZM171 246V247H170ZM178 246V247H177ZM190 246V247H189ZM140 247V249H138ZM138 248H136L135 250H134V253H136V255L133 253V257H134V261H136V263L137 264H139V262H140V264H154V262H153V258H150L149 257V255L147 254V252L145 253V252H143V250H141L144 246H139ZM187 247V248H186ZM37 249V250H36ZM178 249L179 250H181V251H178ZM183 249V250H182ZM185 249V250H184ZM139 251V254L137 253V252ZM142 251V252H141ZM172 251V252H171ZM177 251L179 252V253H177ZM193 252V253H191V252ZM142 254H141V253ZM5 253H6V255H5ZM145 253V257L143 258V254ZM183 253V254H182ZM147 254V255H146ZM180 254V255H179ZM5 255V256H4ZM45 255H46V253H45V251H44V254H43V256L45 257ZM137 255H138V258H136L137 257ZM184 255H185V257H184ZM2 256V257H1ZM50 258H49V257ZM182 256V261L179 259L180 257ZM4 257V258H3ZM141 257L143 258V259H141ZM140 258V259H139ZM136 259V260H135ZM139 259V260H138ZM170 261H169V260ZM194 261H193V260ZM179 260H180V262L181 263H179ZM168 261V262H167ZM189 262V263H188Z\"/></svg>", "mask_w": 264, "mask_h": 264}]
</instances>
